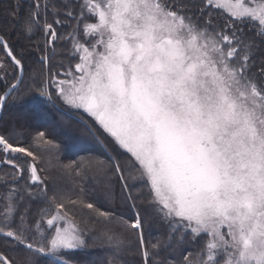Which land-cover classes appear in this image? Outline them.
Here are the masks:
<instances>
[{
  "label": "snow or ice",
  "instance_id": "6c2138e0",
  "mask_svg": "<svg viewBox=\"0 0 264 264\" xmlns=\"http://www.w3.org/2000/svg\"><path fill=\"white\" fill-rule=\"evenodd\" d=\"M34 3L23 25L26 34L40 24L39 0ZM78 3L79 15L66 13L69 23L76 21L67 36L61 37L53 23L42 27L47 45L71 40L70 56L78 62L62 73L49 71L35 91L52 107L59 103L68 110L61 115L79 113L87 134L101 143L110 138L115 154L62 166L57 160L44 169L30 147L0 134V165L12 169V184L27 173L23 189L13 187L0 196V236L25 251L22 264H67L60 257L87 248L88 238L120 253L133 243L125 241V233L136 237L144 264L161 248L189 237L201 240L202 247L185 254L183 264H264V81L250 75L253 50L260 45L240 27L250 25L264 38V0ZM193 7L197 12L190 15ZM222 9L231 23L214 24V10ZM0 50L23 72V60L3 37ZM45 52L41 64L48 68ZM259 76L264 77V67ZM16 81L12 91L21 77ZM32 92L31 87L17 92L13 103ZM6 99L7 93L0 95V106ZM32 140L49 151L55 146L44 131ZM89 176L103 185L106 200L113 196L112 178H118L122 202L133 209L136 185L129 184V176L147 191L148 219L168 229L151 244L153 251L145 241V217L139 210L134 218L125 217L92 202L85 187ZM69 180L80 185L79 192L68 188ZM25 198L44 207L33 220L25 206L14 220ZM96 225L102 226L99 235H93ZM0 264L14 262L0 253Z\"/></svg>",
  "mask_w": 264,
  "mask_h": 264
},
{
  "label": "trees",
  "instance_id": "16d2710c",
  "mask_svg": "<svg viewBox=\"0 0 264 264\" xmlns=\"http://www.w3.org/2000/svg\"><path fill=\"white\" fill-rule=\"evenodd\" d=\"M191 5V1H188ZM40 4V24L34 29L32 34H26L24 32V22L28 18L30 9L35 6L34 0H0V37L11 46L15 54L23 60L24 70L22 82L16 91H13L6 100L1 117H0V134L10 136L14 143H20L25 147H30L34 153L40 158L38 166L44 169H50L52 164L59 161V164L69 163L72 160H78L84 157H99L106 158L112 149L109 147L110 138L105 137L104 142H98L93 136L88 135L84 130L81 121L68 116L61 115L62 107L57 103L56 107L46 102L35 91L37 85L41 81L45 80L48 76V72H54L56 69L65 70L69 69L70 65L67 64L69 57V41L58 39L55 45H47V36L42 31V27L45 21L53 23L54 28L60 34L61 37L67 36L70 32L73 20L69 23L66 20V12L68 11L69 3L62 2L61 0H39ZM46 6V11H45ZM193 10L197 12V8L193 7ZM57 13L60 14L59 20L64 21L63 25L56 24ZM218 14L221 16H218ZM213 15V20L219 21L221 24L230 22L231 18L227 14L218 13ZM244 28L246 36L254 39L256 44H259V50H253L252 59L250 61V68L254 72L257 81H264V77H260V69L264 67V43H261L264 38L256 37L255 30L250 26L241 25ZM49 57V66L44 68L41 64V58L46 54ZM71 58H69L70 60ZM7 60L4 64L3 81L0 82V95L3 91L12 84L18 76V69L11 64L0 50V63ZM71 61V60H70ZM63 65V67H61ZM31 87L33 92L28 95L22 102L17 101L13 103V97L17 92H23L26 88ZM29 107L33 110L30 111ZM61 108V109H60ZM79 115V114H78ZM81 116V115H79ZM45 117L47 120H57L61 117L62 121H55L51 126H47L40 123H35L37 119ZM82 119V117H81ZM18 122H17V121ZM84 121L90 122V118L87 115L83 116ZM56 129H60V133L56 132ZM44 131L47 134V138L52 140L55 147H52L51 151L45 146H37L33 144L32 138L37 132ZM101 135V133H99ZM71 136L72 139H68ZM77 143L84 145V148H78ZM58 146V147H56ZM72 148V151L68 149ZM113 155L115 153H112ZM127 153H124L120 159L123 161L127 157ZM31 159V158H27ZM12 169L0 165V196L10 191L13 187L23 189V186L27 179V173H25V179L20 180L18 184H12ZM43 174V173H42ZM129 184H135L136 187L132 189V195L136 197V208L130 207V203L122 202L121 188L118 178H112V199L106 200L104 195V187L98 184L96 180L88 177V181L85 185L88 194L92 202L97 203L103 208L112 207L117 213H122L125 217H133L137 210L145 217V241L148 250L151 252V244L156 242L159 237H166L167 226L165 224L153 222L148 219L149 208L147 204L148 193L146 190L141 191L139 182L133 181L129 176ZM68 188L75 189V192H79L80 185L73 184L71 180L68 181ZM35 192L36 189H31ZM74 196V192H70ZM22 195L26 197L27 191L22 192ZM52 195V185L49 184L48 196ZM19 200V196L15 197ZM25 206L31 210L30 219H37L39 217L40 208L44 205L31 203L25 200L21 202V205L17 211V214L13 217L14 220L19 219V212L24 211ZM87 213V209L83 210ZM79 216L80 213H77ZM3 222V218L0 217V223ZM83 228L84 225L81 224ZM91 227V225H89ZM101 225H96L93 235H99ZM88 234L86 233V238ZM125 241H133L129 246H124L120 253H115L108 246L101 244L99 241L94 242L93 239L88 238V247L80 251H70L66 255L60 257L61 260L67 261V264H144V259L139 252L138 243L136 237L130 233L124 234ZM206 239V237H204ZM202 247V241H191V238L185 243L177 245L173 241V247L164 249L161 248L158 256H150L149 264H154L155 261L165 260L170 264H183V256L189 252L195 253ZM0 253H4L9 259L13 260L14 264H22L26 253L19 246H14L10 241H6L4 237L0 236ZM41 264H50L48 260H42Z\"/></svg>",
  "mask_w": 264,
  "mask_h": 264
},
{
  "label": "rangeland",
  "instance_id": "374dc122",
  "mask_svg": "<svg viewBox=\"0 0 264 264\" xmlns=\"http://www.w3.org/2000/svg\"><path fill=\"white\" fill-rule=\"evenodd\" d=\"M62 2H67V3H69V9H71L73 12H74V14H76V15H79L80 14V9H79V3H78V0H61ZM188 1H191V4H197L198 5V3H199V0H188ZM68 9V10H69ZM193 12H196L195 10H191V12L189 13L190 15L193 13ZM67 13V12H66ZM218 13H222V14H227V10H225V9H222V10H220L219 12H216V10H214V14L216 15V14H218ZM66 15V14H65ZM228 15V14H227ZM59 16H60V14L59 13H57V18H56V20H59ZM218 16H220L219 14H218ZM221 17V16H220ZM229 17V16H228ZM213 23L214 24H221L219 21H215V20H213ZM226 23H231V20H230V22L229 21H227ZM75 24H76V21L75 20H73V23H72V26H71V29H70V32H72L73 31V28H74V26H75ZM241 26V25H240ZM81 27H82V25H81ZM69 41V50L71 51V49H72V41L71 40H68ZM47 44V43H46ZM70 51H69V57H68V59H67V64L68 65H70V67L71 68H73L74 69V65H75V63L76 62H78V59H72V57L70 56ZM69 58H71L70 60H69ZM5 63H3V62H1L0 63V65H4ZM251 66V65H250ZM69 67V68H70ZM3 70H4V68H3ZM3 70L2 71H0V82L1 81H3V77H4V73H3ZM68 69H65V70H59V71H57V69L54 71V72H58V73H62V72H64V71H67ZM250 75H252L253 77H255L256 78V76H255V74H254V72L251 70V72H250ZM48 77V76H47ZM47 77H46V79H47ZM62 78V77H61ZM45 79V80H46ZM257 79V78H256ZM258 82V81H257ZM259 83V82H258ZM51 92L53 93V96H54V93H55V88H52L51 89ZM61 109V108H60ZM29 110L30 111H32L33 110V108L32 107H29ZM61 111L62 112H68V110L66 109V108H64V107H62V109H61ZM79 113H75V112H69L68 113V116H70V117H72V118H74V119H76L77 121H81L82 119H81V116H79L78 115ZM84 115H86V114H84ZM62 121V119H61V117L60 118H58L57 120H55V121ZM17 121V120H16ZM54 120H47L45 117H43V118H41V119H37L36 120V122L35 123H40V124H44V125H47V126H51L54 122H55ZM18 122V121H17ZM63 122V121H62ZM60 129H56V132H58V133H60ZM68 139H72L73 140V138L71 137V136H68ZM55 145V144H54ZM77 146H78V148H84V145H82V144H79V143H77ZM55 147V146H54ZM68 151H72L73 152V149L72 148H70V149H68ZM22 155V154H21ZM0 158H2V157H0Z\"/></svg>",
  "mask_w": 264,
  "mask_h": 264
},
{
  "label": "water",
  "instance_id": "95a60500",
  "mask_svg": "<svg viewBox=\"0 0 264 264\" xmlns=\"http://www.w3.org/2000/svg\"><path fill=\"white\" fill-rule=\"evenodd\" d=\"M18 76L19 77H21V80H22V77H23V72H21L19 69H18ZM13 83H17V81L15 80ZM12 83V84H13ZM12 84H10L4 91H3V93L1 94V95H4V94H6L7 93V99H8V97L10 96V94L13 92L12 90H11V85ZM6 99V100H7ZM6 102V101H5ZM5 102H4V104H5ZM4 104H3V106H0V117H1V113H2V110H3V107H4Z\"/></svg>",
  "mask_w": 264,
  "mask_h": 264
}]
</instances>
